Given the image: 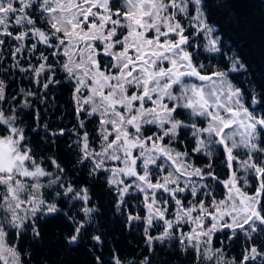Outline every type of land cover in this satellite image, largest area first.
Masks as SVG:
<instances>
[{
	"label": "snow or ice",
	"instance_id": "obj_1",
	"mask_svg": "<svg viewBox=\"0 0 264 264\" xmlns=\"http://www.w3.org/2000/svg\"><path fill=\"white\" fill-rule=\"evenodd\" d=\"M213 11L208 0H0V264H31L19 240H39L45 217L63 215L70 248L90 227L96 248L105 243L90 188L56 156L37 154L24 109L50 146L75 137L73 167L105 177L125 226L142 224L150 251L174 241L193 264H264V90L234 82L248 65L225 51ZM200 48L223 67L202 62ZM12 80L31 87L12 91ZM61 84L71 128L40 117ZM134 198L143 215L127 210ZM221 236L242 239L239 259L226 258ZM94 260L106 264L103 252ZM110 264L126 262L110 250Z\"/></svg>",
	"mask_w": 264,
	"mask_h": 264
},
{
	"label": "trees",
	"instance_id": "obj_2",
	"mask_svg": "<svg viewBox=\"0 0 264 264\" xmlns=\"http://www.w3.org/2000/svg\"><path fill=\"white\" fill-rule=\"evenodd\" d=\"M208 2L214 9L211 20L219 30V35L226 41L225 51L229 47L232 48L248 65L247 73L231 74L234 82L245 89L255 86L258 91L264 90V0H208ZM196 39L203 43L202 37ZM197 51L202 62L223 67L225 61L221 55L205 52L202 48ZM60 77L62 78V74ZM21 86L31 87L27 80L19 83L12 80L10 89L16 91ZM51 94L55 97V102L50 103L46 114L43 106H38L41 109V120L47 122L50 127L71 128L74 117L69 86L66 84L56 86L51 89ZM22 111V119L29 129L35 127L33 116L29 114L31 110ZM93 128L94 125H90V129ZM29 129L26 130L32 138V146L38 155L56 156L74 180L90 188L93 200L100 209L97 221L105 240L103 248L98 250L90 237L99 232L94 233L93 228L90 227L79 245L70 248L63 240L65 233L70 230L69 223L63 215L45 217L38 221L41 233L39 240L33 239L30 232L19 240L21 251L30 254L31 264H95L94 256L100 255L101 252L106 264H110V250L119 253L126 264L129 261L131 264H137L143 257H149L150 264H193V255L182 252L176 242L157 243L150 251L145 243L143 225L133 224L131 228L125 226L126 216L117 212L115 196L108 188L105 177L101 175L92 179L88 177L87 171L82 166L73 167L76 154L67 145L70 139H75L74 136L58 138L55 147H52L47 143L48 138L43 132L37 134ZM222 158L219 157L215 164L219 165ZM204 162L206 161L203 159L198 160V163ZM217 174L221 179L226 178V170L223 168L218 167ZM64 210L73 211L68 208ZM127 210L144 214L140 201L136 198L131 200ZM158 231L157 229L152 234L156 235ZM220 239L224 240L226 258L239 259L242 239L231 243L223 236ZM215 246L221 247V244L217 242Z\"/></svg>",
	"mask_w": 264,
	"mask_h": 264
}]
</instances>
